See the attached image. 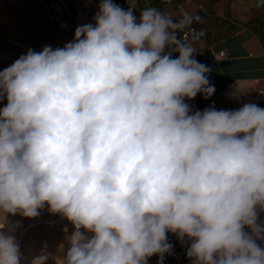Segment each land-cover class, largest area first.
Instances as JSON below:
<instances>
[{
	"label": "clouds",
	"instance_id": "clouds-1",
	"mask_svg": "<svg viewBox=\"0 0 264 264\" xmlns=\"http://www.w3.org/2000/svg\"><path fill=\"white\" fill-rule=\"evenodd\" d=\"M134 8L101 0L71 42L0 71V264H20L7 217L46 206L73 226L60 264H163L169 232L192 264H264V108L193 113L215 92L178 35L199 17Z\"/></svg>",
	"mask_w": 264,
	"mask_h": 264
},
{
	"label": "crops",
	"instance_id": "crops-1",
	"mask_svg": "<svg viewBox=\"0 0 264 264\" xmlns=\"http://www.w3.org/2000/svg\"><path fill=\"white\" fill-rule=\"evenodd\" d=\"M127 10L135 4L133 13L140 17L141 10L154 7L179 20L186 12L199 17L178 35L189 29L199 33L200 38L192 46L194 58L209 69L210 85L214 94L205 99L198 94L187 100L192 112L209 108L215 100L217 110H237L245 103L256 104V94L264 90V0H113ZM203 5L201 8L200 5ZM226 52V58L218 54ZM178 53H173L176 58ZM243 91L237 97L236 93ZM264 108V105L259 106ZM264 220V212L260 213ZM248 231V229H245ZM264 246V241H258Z\"/></svg>",
	"mask_w": 264,
	"mask_h": 264
},
{
	"label": "rangeland",
	"instance_id": "rangeland-1",
	"mask_svg": "<svg viewBox=\"0 0 264 264\" xmlns=\"http://www.w3.org/2000/svg\"><path fill=\"white\" fill-rule=\"evenodd\" d=\"M61 1L0 0V71L13 64L21 55H26L29 49L39 52L45 46L52 47L55 44L58 31L53 15L58 5L62 4ZM95 1L98 4L101 2ZM66 3L69 9L62 7L70 12L74 20L78 13L76 0H66ZM81 9L85 11V8ZM135 16L139 22V17ZM6 103V99L0 100V109ZM17 221L20 226L15 228L13 234L19 243L20 264H32L42 253L49 256L46 264H60L59 260L63 259L69 247L66 238L73 231L72 224L59 214L49 213L47 206L33 219L9 215L4 230L13 228ZM2 222L3 217L0 216Z\"/></svg>",
	"mask_w": 264,
	"mask_h": 264
},
{
	"label": "built area",
	"instance_id": "built-area-1",
	"mask_svg": "<svg viewBox=\"0 0 264 264\" xmlns=\"http://www.w3.org/2000/svg\"><path fill=\"white\" fill-rule=\"evenodd\" d=\"M194 2H201L202 0H191ZM200 7L202 8L203 5L201 4ZM53 21L56 25L57 31L63 35H69L73 32V18L69 11L64 10L63 7H59L55 9L53 15ZM181 38L188 44L192 46V44L197 41L200 36L199 33L194 29L186 30ZM193 47V46H192ZM219 58H226L227 53L221 52L218 54ZM256 104L258 106L264 105V90L259 89L256 94ZM209 107H215L217 110L215 100H211L208 103ZM168 242L173 245L172 253L165 254L163 264H192V261L187 257V249L189 247V243L185 240L183 243L177 239L176 235L169 232L167 233ZM158 255H152L148 258V264H157L158 262Z\"/></svg>",
	"mask_w": 264,
	"mask_h": 264
},
{
	"label": "bare ground",
	"instance_id": "bare-ground-1",
	"mask_svg": "<svg viewBox=\"0 0 264 264\" xmlns=\"http://www.w3.org/2000/svg\"><path fill=\"white\" fill-rule=\"evenodd\" d=\"M69 1V0H68ZM72 2V1H71ZM61 5H58L59 7H66L68 8V4L66 3V0L61 1ZM74 3V1L72 2ZM77 3V14L74 16L73 20V32L69 35H63L58 32V35H56V42L52 47L58 48L63 47L65 44L71 42L74 39L75 35V29L78 26L87 24V23H93L94 24V16L97 13L99 9V4L95 0H76ZM75 4V3H74ZM81 7L85 8V11L81 9ZM53 27V26H52Z\"/></svg>",
	"mask_w": 264,
	"mask_h": 264
}]
</instances>
